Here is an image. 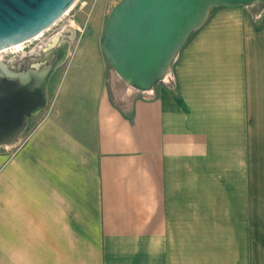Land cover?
<instances>
[{
  "label": "crops",
  "instance_id": "0c3cea01",
  "mask_svg": "<svg viewBox=\"0 0 264 264\" xmlns=\"http://www.w3.org/2000/svg\"><path fill=\"white\" fill-rule=\"evenodd\" d=\"M210 13L149 92L69 53L68 97L0 147V264H264V10Z\"/></svg>",
  "mask_w": 264,
  "mask_h": 264
},
{
  "label": "water",
  "instance_id": "95a60500",
  "mask_svg": "<svg viewBox=\"0 0 264 264\" xmlns=\"http://www.w3.org/2000/svg\"><path fill=\"white\" fill-rule=\"evenodd\" d=\"M77 1L0 0V52L48 31ZM233 6L262 12L264 0H121L105 27L103 53L116 79L149 92L167 80L178 54L211 10ZM52 57L56 62L21 75L0 60V147L19 144L29 121L46 111L51 78L67 62L69 50L61 54L56 49Z\"/></svg>",
  "mask_w": 264,
  "mask_h": 264
},
{
  "label": "rangeland",
  "instance_id": "374dc122",
  "mask_svg": "<svg viewBox=\"0 0 264 264\" xmlns=\"http://www.w3.org/2000/svg\"><path fill=\"white\" fill-rule=\"evenodd\" d=\"M120 1L121 0H78L69 12L46 31L43 36L28 44L23 53H4L0 55V59L8 67L17 66L18 63L24 61L23 56L27 55L26 57H28L29 51L33 50L36 45L40 44V46H44L48 44L50 38L61 31L65 30L66 33L72 31L75 33V39L72 42V50L70 53L74 54L76 51L79 53L85 50L96 53L100 57L104 67V78L102 82L103 84H108V86L114 90L117 74L103 53L101 40L112 10ZM70 61L71 59H68L51 78L49 85V103L44 113L52 110L56 101L60 104L61 101L68 97L73 79L72 74L69 76L66 75ZM173 64L171 66L170 75L172 73ZM170 75L167 77V80H169ZM114 94L116 97V93ZM35 119L37 118L29 121L26 131L20 138V142L35 128Z\"/></svg>",
  "mask_w": 264,
  "mask_h": 264
},
{
  "label": "flooded vegetation",
  "instance_id": "af4514ba",
  "mask_svg": "<svg viewBox=\"0 0 264 264\" xmlns=\"http://www.w3.org/2000/svg\"><path fill=\"white\" fill-rule=\"evenodd\" d=\"M74 39L75 33L72 31L69 33H66L65 30L61 31L60 33H57V35L52 36L48 44L44 46H40V44H38L33 50H30L29 57H27L29 59H27V61H21L17 64V66H11L9 68L17 75H21L24 70H41L49 63L56 62L57 59L52 57V53L56 49H60L61 54H64L67 50H69L70 53ZM26 56L27 55H24L23 58H26Z\"/></svg>",
  "mask_w": 264,
  "mask_h": 264
},
{
  "label": "built area",
  "instance_id": "2783aa9c",
  "mask_svg": "<svg viewBox=\"0 0 264 264\" xmlns=\"http://www.w3.org/2000/svg\"><path fill=\"white\" fill-rule=\"evenodd\" d=\"M69 12V11H68ZM67 12V13H68ZM66 13V14H67ZM65 14V15H66ZM45 32H43L42 34H40L39 36H37L36 38L30 40V41H27V42H24V43H21V44H18V45H15V46H12V47H9L3 51L0 52V55L1 54H4V53H9V54H14V53H17V54H20V53H23L25 51V49L27 48V45L30 44L31 42L37 40L38 38H40L41 36L44 35ZM1 60V59H0ZM2 61V60H1ZM3 62V61H2ZM4 63V62H3Z\"/></svg>",
  "mask_w": 264,
  "mask_h": 264
},
{
  "label": "trees",
  "instance_id": "16d2710c",
  "mask_svg": "<svg viewBox=\"0 0 264 264\" xmlns=\"http://www.w3.org/2000/svg\"><path fill=\"white\" fill-rule=\"evenodd\" d=\"M210 17H211V13H210L209 16H208L207 21L210 19ZM207 21H206V22H207ZM206 22H205V23H206ZM199 30H200V29H199ZM199 30L195 31V32L190 36V38H189V40L187 41L186 45H187V44L193 39V37L198 33ZM186 45H185V46H186Z\"/></svg>",
  "mask_w": 264,
  "mask_h": 264
}]
</instances>
